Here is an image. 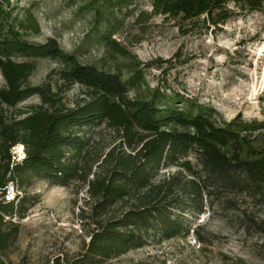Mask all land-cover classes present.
I'll use <instances>...</instances> for the list:
<instances>
[{
  "label": "trees",
  "instance_id": "obj_1",
  "mask_svg": "<svg viewBox=\"0 0 264 264\" xmlns=\"http://www.w3.org/2000/svg\"><path fill=\"white\" fill-rule=\"evenodd\" d=\"M129 1L87 2L98 17L109 18ZM229 3L253 11L260 9L264 0H153V9L181 21L204 16L205 22L216 26L230 16ZM39 31L30 8L20 14L16 0H0V74L5 83L0 87L1 256L11 240L5 225L10 224L14 234L18 229L5 220L19 212L14 208L18 188L39 177L63 185L80 181L87 187L90 214L82 211L81 216L90 219L93 228L85 253L69 264L102 263L150 241L184 235L189 232L183 221L185 211L190 210L191 216L200 213L210 186L246 193L264 204V145H254L247 133L255 129V122L235 125L236 121L218 122L200 111L158 107L153 100L165 98L158 91L153 100L130 98L129 86L137 82L138 88L143 82L140 70H133L123 81L119 72L80 63L63 51L55 38L43 43L26 39ZM103 41L112 52L128 54L108 34ZM44 58L58 61L59 79L84 87L88 100L68 107L59 88L52 91L47 84L29 85L26 80L36 67L35 60ZM33 95L39 97V104L16 109L13 116L7 114ZM103 129H110L118 140L107 151V144L97 148L96 139H92ZM18 144L24 151L20 162L11 152ZM188 149L194 150L201 170L197 179L186 159ZM170 164L181 166L192 176L189 190L182 188L181 197L175 180L182 171L153 181L160 169ZM8 184L16 192L13 200L4 199ZM120 204L126 209L115 214L114 206Z\"/></svg>",
  "mask_w": 264,
  "mask_h": 264
},
{
  "label": "rangeland",
  "instance_id": "obj_2",
  "mask_svg": "<svg viewBox=\"0 0 264 264\" xmlns=\"http://www.w3.org/2000/svg\"><path fill=\"white\" fill-rule=\"evenodd\" d=\"M87 1L16 0L20 14L30 8L40 26L38 34L26 39L43 43L55 38L80 63L119 72L123 81L138 69L143 82L138 88L137 82L129 86L130 98L153 100L158 91L165 96L153 100L158 107L200 111L218 122L236 121L235 125L255 122V129L247 131L248 139L264 145V5L249 11L229 3L230 16L214 26L204 16L181 21L157 13L153 0H130L109 18L98 17ZM107 34L128 54L112 52L103 41ZM35 66L26 80L29 85L47 84L52 91L59 88L68 107L88 100L84 87L59 79L58 61L36 59ZM4 84L0 74V87ZM39 103L38 96H30L7 114L13 116L16 109ZM92 139L97 148L107 144L105 151L118 142L110 129L94 133ZM11 152L17 162L23 159L15 147ZM186 159L197 179L201 170L193 149H188ZM177 171H182L175 180L181 197L192 178L181 166L162 167L153 181ZM86 189L80 181L63 185L41 177L18 188L14 208L19 212L5 217L18 229L14 234L12 226L5 225L11 240L3 259L9 264H69L83 255L93 228L91 220L81 216L82 211L90 214ZM208 189L200 213L191 216L190 210L185 211L183 221L189 232L150 241L98 264H264V204L246 193ZM125 209L124 204L114 206L115 214Z\"/></svg>",
  "mask_w": 264,
  "mask_h": 264
},
{
  "label": "built area",
  "instance_id": "obj_3",
  "mask_svg": "<svg viewBox=\"0 0 264 264\" xmlns=\"http://www.w3.org/2000/svg\"><path fill=\"white\" fill-rule=\"evenodd\" d=\"M16 196V192L11 184H8L5 187L4 199L6 200H13ZM0 264H9L6 262L3 257L0 255Z\"/></svg>",
  "mask_w": 264,
  "mask_h": 264
},
{
  "label": "bare ground",
  "instance_id": "obj_4",
  "mask_svg": "<svg viewBox=\"0 0 264 264\" xmlns=\"http://www.w3.org/2000/svg\"><path fill=\"white\" fill-rule=\"evenodd\" d=\"M262 79H264V78H262ZM15 150H16V152L20 158L24 157L23 146L21 144H18L17 146H15Z\"/></svg>",
  "mask_w": 264,
  "mask_h": 264
}]
</instances>
